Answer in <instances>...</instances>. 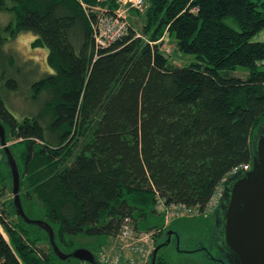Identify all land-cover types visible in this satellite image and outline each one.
<instances>
[{
  "label": "trees",
  "instance_id": "trees-1",
  "mask_svg": "<svg viewBox=\"0 0 264 264\" xmlns=\"http://www.w3.org/2000/svg\"><path fill=\"white\" fill-rule=\"evenodd\" d=\"M116 3L0 0V11L13 15L0 25V121L7 141L16 140L10 148L23 205L34 202L29 216L47 221L67 253L85 247L73 237L116 238L127 220L135 237L146 228L159 245V201L204 213L235 167L252 168L255 135L264 126V41L253 40L264 29V2L145 0L142 34L132 18L126 34L99 46L98 18ZM23 31L43 40L53 69L25 88L19 59L7 50ZM165 32L197 60L172 62L158 42ZM239 66L249 74H234ZM20 91L29 101L43 98L22 120L7 104ZM11 191L2 147L0 264H91L60 259L48 233L17 214ZM214 247L219 263L228 264ZM160 258L158 252L156 264Z\"/></svg>",
  "mask_w": 264,
  "mask_h": 264
},
{
  "label": "rangeland",
  "instance_id": "rangeland-1",
  "mask_svg": "<svg viewBox=\"0 0 264 264\" xmlns=\"http://www.w3.org/2000/svg\"><path fill=\"white\" fill-rule=\"evenodd\" d=\"M254 1L261 3L264 2V0ZM116 6L120 7L118 3H116ZM145 10L146 7H129L127 10V15L129 19L133 18L135 21V27L137 28L139 34H142L141 27L143 24L141 20L142 16L140 15L143 14ZM11 21H13L12 13L4 10L0 11L1 26L6 27ZM227 22L236 29L240 28L238 23L232 18H228ZM36 39L37 37L32 32L23 31L11 38L7 44V50L9 49V51L13 54L15 52L16 57L19 59L17 68L19 69L18 73L20 75L23 88H25L28 83L39 79L46 73L53 72V69L48 65L47 61L49 48L47 46L34 47L33 42ZM253 40L264 41V29L258 32L253 37ZM158 42L162 43V50L175 64L187 66L197 60L195 54L183 53L179 51L177 39L174 35L169 36L168 32H165ZM262 62L264 64V61ZM234 74L244 77L249 74V68L239 66ZM31 92L32 90H30V94ZM22 94V91L16 95L10 94V100L7 103L11 111L19 120L23 119V114L38 111L43 101V98L39 100L38 103L31 100L29 101L26 100L27 95ZM15 141V139L9 140V144L14 143ZM1 158H3V156ZM11 197L13 198L12 191L10 192V198ZM35 198L36 202L41 204V202L37 199V196ZM33 205V201L24 200V207L28 215L33 216ZM162 227L165 234L163 233V235H158L159 244L167 241V232L170 230L178 233L179 241L176 234H173L171 241L159 250V256L161 258L160 262L157 264H220L219 260L222 261L221 256L216 253L214 247L213 233L215 228V214L213 209H208L206 212L196 215L177 216L168 223L164 220ZM0 228L2 229L1 226ZM156 229L153 230L157 231ZM144 232L149 231H146L145 228L141 231L139 236H136L135 238H138L143 234H150V232ZM73 238L74 241L77 242L78 246L89 247L90 250L94 252L96 257L103 251L105 254L121 256L120 259L123 264L131 261L140 262L142 260V256L133 250L131 244L136 241V239L133 238H129L128 240H124L121 237L114 238L112 236H107V238L84 236ZM155 247V242H153L151 254L153 253ZM151 259L152 258L147 261V264H151Z\"/></svg>",
  "mask_w": 264,
  "mask_h": 264
},
{
  "label": "water",
  "instance_id": "water-1",
  "mask_svg": "<svg viewBox=\"0 0 264 264\" xmlns=\"http://www.w3.org/2000/svg\"><path fill=\"white\" fill-rule=\"evenodd\" d=\"M33 46H44L41 38ZM262 126L255 135L253 166L240 170L224 181L223 194L218 205V218L213 233L214 244L219 248L228 264H264V133ZM0 144L8 159L12 178L13 204L17 214L25 222L36 224L49 235L57 256L62 260L76 258L91 264H102L89 248L79 247L70 253L64 252L57 244L53 227L45 220L31 218L25 211L20 194L21 171L17 158L6 138V128L0 121ZM218 221V219H217ZM173 230L167 232V241L155 247L151 264H156L159 250L171 241Z\"/></svg>",
  "mask_w": 264,
  "mask_h": 264
},
{
  "label": "built area",
  "instance_id": "built-area-1",
  "mask_svg": "<svg viewBox=\"0 0 264 264\" xmlns=\"http://www.w3.org/2000/svg\"><path fill=\"white\" fill-rule=\"evenodd\" d=\"M144 1L145 0H116L120 7H117L112 13H102L98 18L95 27V39L97 44L99 46H108L126 34L130 27V19L127 15V10L129 7L142 8ZM96 8L100 9V7ZM0 148H2V146H0ZM250 169V163L242 164L235 167L231 174L240 170ZM223 189L224 185L222 184L209 202L207 210L215 209L220 201ZM158 207L164 212L166 223L177 216L196 215L202 213L198 206H189L185 203L165 204L163 200H160ZM119 237L124 240H128L129 238L136 239L138 242L134 241L131 245L133 250L142 256V260L140 262L131 261L125 264H147V261L151 258L152 243L154 242L151 233L143 234L142 236L135 238L132 225L127 220ZM120 258L121 256L119 255L105 254L104 252H101L97 256L98 261L102 264H123L121 263Z\"/></svg>",
  "mask_w": 264,
  "mask_h": 264
},
{
  "label": "flooded vegetation",
  "instance_id": "flooded-vegetation-1",
  "mask_svg": "<svg viewBox=\"0 0 264 264\" xmlns=\"http://www.w3.org/2000/svg\"><path fill=\"white\" fill-rule=\"evenodd\" d=\"M262 132L264 133V129L262 130ZM224 192H225V188H224ZM213 211L215 214V226H217L216 224L220 223V219L218 218V214H217L218 210L214 209ZM217 219H218V221H217ZM223 264H226V263L224 262Z\"/></svg>",
  "mask_w": 264,
  "mask_h": 264
},
{
  "label": "bare ground",
  "instance_id": "bare-ground-1",
  "mask_svg": "<svg viewBox=\"0 0 264 264\" xmlns=\"http://www.w3.org/2000/svg\"><path fill=\"white\" fill-rule=\"evenodd\" d=\"M223 194V193H222ZM153 254V253H152ZM152 254H151V258H152ZM152 260V259H151Z\"/></svg>",
  "mask_w": 264,
  "mask_h": 264
}]
</instances>
